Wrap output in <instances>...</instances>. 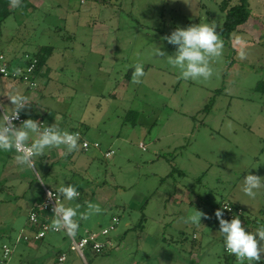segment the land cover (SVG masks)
Instances as JSON below:
<instances>
[{
    "label": "rangeland",
    "instance_id": "374dc122",
    "mask_svg": "<svg viewBox=\"0 0 264 264\" xmlns=\"http://www.w3.org/2000/svg\"><path fill=\"white\" fill-rule=\"evenodd\" d=\"M248 1L250 14L257 6L262 16L263 0ZM221 2L22 0L13 9L10 0H0V50L9 44L30 53L57 49L51 61L63 85L42 91L47 123L57 125L59 112L66 131L100 143L67 155L58 152L65 153L63 146L46 149L36 158L37 171L17 164L14 150L0 151V264H54L58 251L67 253L65 264H238L225 249L215 211L228 199L250 219L247 231L264 225V189L255 199L241 190L246 175L264 177V30L256 25L238 28L231 38L220 34L223 54L213 59L207 80L181 79L167 61L176 47L162 39L177 27H222ZM158 48L167 55H157ZM137 63L145 76L133 84ZM43 78H36L40 86ZM16 82L0 78V102L8 111L6 94ZM108 149L114 153L105 157ZM68 184L80 196L62 203L84 211L90 201L103 209L79 220L76 238L120 217L113 245L103 253L87 247L82 257L64 230L18 240L29 230L40 191ZM195 209L211 217L201 218L199 227L183 222ZM5 243L12 249L7 258Z\"/></svg>",
    "mask_w": 264,
    "mask_h": 264
},
{
    "label": "clouds",
    "instance_id": "9594fccd",
    "mask_svg": "<svg viewBox=\"0 0 264 264\" xmlns=\"http://www.w3.org/2000/svg\"><path fill=\"white\" fill-rule=\"evenodd\" d=\"M21 4L22 0H10V7L13 9L21 7ZM162 39L175 46L176 51L173 55H167L158 48L156 54L167 55L168 64L178 68L180 78L185 81L211 78L213 75L212 61L223 54L224 41L214 23L192 24L186 28L177 27L170 35ZM239 56L241 59L245 58L243 52L239 53ZM14 75H22V70L16 69ZM144 76L143 65L137 63L132 72V83H141ZM7 97L11 102V112L4 110L0 115V151L14 150L17 164L37 171L36 158L43 156L46 149L63 146L66 149L65 155L79 150V133L61 130L56 123L42 126L40 121L29 118L21 121L17 126L14 121L19 119L21 112L30 107L29 98L19 91L9 93ZM261 189H264V177L254 174L244 177L241 190L246 196L255 199ZM56 192L65 202L75 201L80 196L76 186L72 184L61 185ZM47 195L49 200L55 201L52 207L51 230H64L70 236L78 232L79 220H87L103 211L99 204L90 201H86L85 210L80 211L82 206L78 203L70 206L69 203L58 202L51 191ZM215 216L219 221L218 232L223 237L225 249L236 257L238 264H245V262L257 264L261 261L262 254H264V225L254 232H249L243 226L239 216H233L230 221L226 220L223 218V209H217ZM201 218L210 219L211 217L195 209L183 219V222L199 227Z\"/></svg>",
    "mask_w": 264,
    "mask_h": 264
},
{
    "label": "built area",
    "instance_id": "2783aa9c",
    "mask_svg": "<svg viewBox=\"0 0 264 264\" xmlns=\"http://www.w3.org/2000/svg\"><path fill=\"white\" fill-rule=\"evenodd\" d=\"M25 60L31 61L30 63H24L13 66L7 55L0 51V78H7L12 80L21 81L29 86L31 89H37L39 86V82L35 77L37 72V62L38 60L31 56L30 53L25 54ZM16 69L22 70V75L16 76L14 72ZM2 111L4 109L2 108ZM25 120L23 113H20V117L18 120L14 121V123L19 126L20 122ZM42 126L45 125L44 121H40ZM71 133H79L80 141L79 144L82 149L89 150L91 148H99L100 143L98 141L91 142L87 140L83 133L79 130H72ZM114 153L113 150L108 149L105 151V157H110ZM45 197L41 202L37 203V207L32 209L29 213V230L23 234V237H18V240H23L26 242L29 241H39L49 232H59L53 231L50 228V224L53 218L52 207L55 203L54 200H49L48 192H53L54 198L61 202L63 201L62 196L60 197L56 190L45 186ZM222 209H223V218L232 219L233 216H242L243 215V208L232 204L229 200L222 201ZM231 209L230 211L228 209ZM120 223V217L118 215H114L112 217V221L109 226L102 227L99 230H90L86 229L83 235H80L78 238L74 236L71 237V248L76 250L82 257L85 258V249L87 247L91 248L96 253H102L106 249L111 248L113 245V239L110 237L111 232H113L118 224ZM61 231V230H60ZM12 249L9 244H3V253L4 257L7 258ZM67 253L62 252L58 255L55 264H65L67 261Z\"/></svg>",
    "mask_w": 264,
    "mask_h": 264
},
{
    "label": "crops",
    "instance_id": "0c3cea01",
    "mask_svg": "<svg viewBox=\"0 0 264 264\" xmlns=\"http://www.w3.org/2000/svg\"><path fill=\"white\" fill-rule=\"evenodd\" d=\"M255 3H256V0H255ZM263 5H264V0H263ZM256 7L253 6V10L251 9L250 19H249L247 25L244 24L245 26H243V25L240 26V27H245L244 30H254V28H256V25H258V27L260 29V32H261V30H264V22H262L263 19H264V7L261 6V11H262L263 14L260 17L257 16ZM240 27H239V29H240ZM260 32H255V33L258 35ZM55 50H57V49H55L54 46H53V50H52L50 56L48 57L47 62L43 65V67L41 68V70H40V72L38 74L39 78L44 77L43 78L44 79V85L42 83V86H40V83H39V86H38L37 89H31V88H29V86L27 84H26L27 86H24V85L21 84L23 82L18 81V82H21V83L16 82L11 87L10 91H8L7 94H6V95H8L9 93H12V92H15V91H19L20 93H22L25 96H27L29 98V101H30V107L23 112L25 119L31 118L33 120H38V121L42 120V121L45 122V125H49V126L52 125V124L51 123H47V121H46V118L48 116L47 110L44 111V112L41 111L40 108H39L40 107L39 105H40L41 100L44 99L43 98L44 95H43L42 91H44L45 89H48L49 87L51 88L52 84H56L57 85V83H59L58 82V77L57 78L55 77L57 75H54L57 72V68H56V66L53 65V61H51L52 57L54 56ZM0 51H2V50H0ZM2 52H4L7 55V57L9 58V60L11 61L13 66L26 63L25 54L26 53H30L29 50L20 51V50H18L16 48V46L10 45V44H9L8 50L7 51L4 50ZM55 65H57V64H55ZM14 81H17V80H14ZM40 82H42V79H41ZM60 85H63V84H60ZM123 89H125V88L124 87L122 88L123 92H120L119 94L116 93L117 95H115V96L116 97L123 96L124 95V90ZM58 91H56V92H58ZM0 105H2L1 102H0ZM0 108H1V111H2V108H3L5 111H7L9 113L11 112V110L8 111L3 105ZM2 114H3V111H2ZM62 119H64V117L59 112L53 118L54 122H57V126H60L59 127L60 129L62 127V130H65L66 127H64V123H61V125H60V122H61ZM58 152L60 154H64V150L63 149L62 150H58ZM262 257H264V254H262Z\"/></svg>",
    "mask_w": 264,
    "mask_h": 264
},
{
    "label": "trees",
    "instance_id": "16d2710c",
    "mask_svg": "<svg viewBox=\"0 0 264 264\" xmlns=\"http://www.w3.org/2000/svg\"><path fill=\"white\" fill-rule=\"evenodd\" d=\"M221 7L226 13L225 14V21H224L222 27L217 28V31L219 32V34H222L225 37L231 38L233 33L236 30H238V28L241 25H244L245 23H247L248 20L250 19L249 1L248 0H222ZM52 50H53V46L48 45V46H43L41 48V50H39L36 53H30L31 56L35 57L38 60V62H37V72L35 74L36 78L38 77V73L40 72V70L43 67V65L47 62V59L50 56ZM27 62L30 63L31 61H26V63ZM39 196L40 197H37V200H38L37 203L41 202L44 199V197H45V190L44 189H42L40 191V195ZM223 200H228V199H223ZM222 201H221V203H222ZM229 201L232 204L241 207L240 205L234 203L233 201H231V200H229ZM37 203L33 204L32 209L37 207L36 206ZM221 203L218 205L217 209H222V204ZM244 215L245 214L243 212V215L240 216V219L243 222V226L245 227V229H247L249 227L250 219L245 217ZM226 220L230 221L231 219L227 218ZM194 237H195V235H194ZM44 238H42V239H44ZM62 252H64V251H58V255L61 254ZM229 255H230L229 257L231 259H235L234 255H231V254H229ZM262 259H264V257H262ZM245 264H247V262Z\"/></svg>",
    "mask_w": 264,
    "mask_h": 264
}]
</instances>
